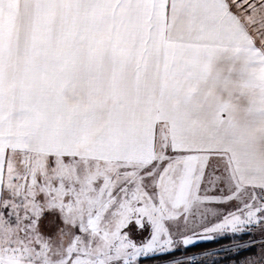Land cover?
<instances>
[{
    "label": "snow or ice",
    "instance_id": "6c2138e0",
    "mask_svg": "<svg viewBox=\"0 0 264 264\" xmlns=\"http://www.w3.org/2000/svg\"><path fill=\"white\" fill-rule=\"evenodd\" d=\"M257 232L264 0H0V264Z\"/></svg>",
    "mask_w": 264,
    "mask_h": 264
},
{
    "label": "rangeland",
    "instance_id": "374dc122",
    "mask_svg": "<svg viewBox=\"0 0 264 264\" xmlns=\"http://www.w3.org/2000/svg\"><path fill=\"white\" fill-rule=\"evenodd\" d=\"M228 238V237H225ZM223 239V238H217ZM252 239H255L256 243L252 247H243L238 249L235 245L241 244L246 245ZM215 240H206V241H199L201 242H208V241H215ZM197 243V244H198ZM264 243V240H261L260 234L257 232L254 236L249 235H240L235 239H230L228 242H223L220 246H216L209 250L202 251V252H195L197 260L200 264H244V262L249 258H256L258 257L261 248L260 244ZM240 252H246L245 255L242 254L241 256H237ZM193 253H187L186 251H180L176 253L175 257L169 256L163 259H156L154 261H144L146 258L143 259L142 264H166L167 261L172 259H180L184 260L186 256H192ZM149 258V257H148Z\"/></svg>",
    "mask_w": 264,
    "mask_h": 264
},
{
    "label": "trees",
    "instance_id": "16d2710c",
    "mask_svg": "<svg viewBox=\"0 0 264 264\" xmlns=\"http://www.w3.org/2000/svg\"><path fill=\"white\" fill-rule=\"evenodd\" d=\"M231 238H223V239H218V240H215V241H208V242H201V243H198L194 246H191L186 252L187 253H195V252H202V251H207L211 248H214L216 246H220L223 242H228L230 241ZM246 252H240V254H237V256H241L242 254L245 255ZM169 256H161V257H149V258H146L144 261H154L156 260L157 258L158 259H163V258H167Z\"/></svg>",
    "mask_w": 264,
    "mask_h": 264
}]
</instances>
